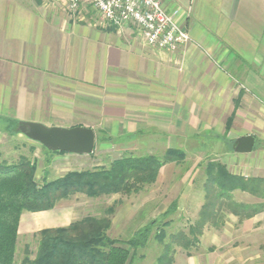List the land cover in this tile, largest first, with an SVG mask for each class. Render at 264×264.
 <instances>
[{
	"label": "crops",
	"instance_id": "1",
	"mask_svg": "<svg viewBox=\"0 0 264 264\" xmlns=\"http://www.w3.org/2000/svg\"><path fill=\"white\" fill-rule=\"evenodd\" d=\"M25 1L0 0L6 127H85L97 141L128 142L145 156L157 148L195 159L213 153L232 175L264 178V0H160L179 11L191 38L174 53L149 46L131 24H108L89 5L72 14L65 0ZM247 136L253 151L237 153ZM201 238L207 243L193 250L207 252L205 260L187 264H264V211L243 221L229 215L222 231L208 227Z\"/></svg>",
	"mask_w": 264,
	"mask_h": 264
},
{
	"label": "trees",
	"instance_id": "2",
	"mask_svg": "<svg viewBox=\"0 0 264 264\" xmlns=\"http://www.w3.org/2000/svg\"><path fill=\"white\" fill-rule=\"evenodd\" d=\"M19 124L12 123L10 129H16L14 134L20 133ZM184 159V153L179 150H169L163 158L130 156L113 162L109 168L72 172L44 185L36 182L37 167L27 157L11 165L0 163V264H16L24 213L52 211L60 202L77 194L98 198L130 194L134 189L139 191L137 187L153 183L163 167ZM205 176V203L189 236L180 234L168 238L165 229L172 222H166L162 227L153 222L132 239L117 240L108 235L112 225L110 219L91 217L68 227L42 230L38 234L35 258L32 260L28 253L23 264H134L138 251L149 246L155 231L153 239L163 248L157 264H173L175 248L191 250L207 226L221 229L227 215L243 221L264 211V178L245 179L232 175L220 162L207 164ZM237 192L248 194L257 202H239L235 196ZM112 213L114 209L108 211V214Z\"/></svg>",
	"mask_w": 264,
	"mask_h": 264
},
{
	"label": "rangeland",
	"instance_id": "3",
	"mask_svg": "<svg viewBox=\"0 0 264 264\" xmlns=\"http://www.w3.org/2000/svg\"><path fill=\"white\" fill-rule=\"evenodd\" d=\"M27 1L34 5L43 3L45 0H26L25 2ZM3 121L0 119V163L11 165L27 157L37 167L36 182L39 185L53 182L72 172L100 171L109 168L113 162L122 158L148 155L147 152L137 150L138 148L136 149L128 142L123 145L106 142L101 134L98 135L97 147L92 155L73 156L66 153H53L21 133L14 134L16 129H10L11 125L6 127ZM10 122L11 124L21 123L17 120ZM179 151L184 153L185 159L163 167L156 180L151 184L137 187L139 191L134 189L130 194L117 193L98 198L77 194L60 202L52 211L24 213L19 229L16 264H23L28 253L32 260L35 258L39 245L38 234L42 230L70 226L67 224L70 222L69 213L71 212H74L75 222L91 217L110 219L112 225L108 235L117 240H130L153 222H157L159 227L166 222H172V225L165 229L168 238L172 235L178 237L180 234L189 236V231L193 223L198 220L205 203L204 185L207 164L219 161L213 153H206L202 158L195 159L192 154ZM152 153L158 154L155 157H164L162 156L163 150L159 151L158 148L152 150ZM111 209H114V213L108 214ZM168 213L171 214L167 216ZM228 216L221 229L213 226L206 228L211 227L216 231H222L226 226ZM153 238L147 248L138 251L134 264H157L163 248ZM202 242L206 244L207 240L204 241L200 237L198 244ZM197 245L189 251L181 247L175 248L173 264H187L191 257H195L196 253L193 249ZM206 255L207 252H201L196 256H198V261L203 263Z\"/></svg>",
	"mask_w": 264,
	"mask_h": 264
},
{
	"label": "built area",
	"instance_id": "4",
	"mask_svg": "<svg viewBox=\"0 0 264 264\" xmlns=\"http://www.w3.org/2000/svg\"><path fill=\"white\" fill-rule=\"evenodd\" d=\"M69 13L76 14L84 5L91 6L108 24L121 27L131 24L149 46L174 53L191 41L189 32L169 13L160 0H65Z\"/></svg>",
	"mask_w": 264,
	"mask_h": 264
},
{
	"label": "water",
	"instance_id": "5",
	"mask_svg": "<svg viewBox=\"0 0 264 264\" xmlns=\"http://www.w3.org/2000/svg\"><path fill=\"white\" fill-rule=\"evenodd\" d=\"M19 132L29 140L36 142L49 152L70 155H92L96 148L97 136L93 129L85 127L61 128L48 127L35 122H21ZM255 138L243 137L238 140L236 152L249 154L253 151Z\"/></svg>",
	"mask_w": 264,
	"mask_h": 264
}]
</instances>
